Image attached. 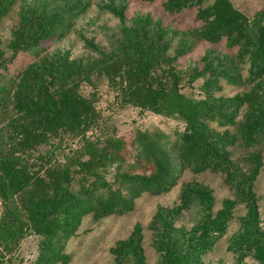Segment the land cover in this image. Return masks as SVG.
<instances>
[{"label": "trees", "instance_id": "obj_1", "mask_svg": "<svg viewBox=\"0 0 264 264\" xmlns=\"http://www.w3.org/2000/svg\"><path fill=\"white\" fill-rule=\"evenodd\" d=\"M54 1L18 0L17 22L7 43L10 60L48 39L62 37L73 19L85 11L81 0ZM207 1L164 0L161 7L167 14H177ZM14 3L0 0V20ZM99 9L120 21L112 48L83 40L87 55L76 59L66 53L44 55L0 86V125L5 122L0 126V264L9 262L29 234L39 237L34 264L65 262L63 242L82 217L90 214L98 220L124 214L141 194L168 192L183 170L219 173L233 199L222 200L221 208L212 213L210 190L196 182L184 185L179 207L158 208L149 224L158 264H202L201 256L223 235L237 203H243L246 212L228 250L235 254L234 264L247 256L262 264L264 231L258 227L251 189L260 167L259 152L264 150V7L248 19L228 6L223 17L189 32L197 41L216 44L223 40L227 48H236L233 57L205 53L202 66L186 75L188 86L201 79L198 98L182 92L183 76L173 67L187 48L184 39L170 56L167 31L148 14L136 15L125 25L121 4L111 1ZM2 55L0 51V70L4 69ZM243 63L248 67L241 79ZM98 79L105 80L123 106L177 120L181 128L171 136L159 130L134 131L130 162L125 164L119 139L107 137L102 142L87 136L101 124L92 95L81 96L79 85L93 86ZM218 80L250 86L230 98L214 97ZM210 124L223 130L215 131ZM226 127H234V133ZM61 136L76 139L77 148L62 161L52 150L39 155L37 165L28 164L25 157L31 150ZM239 145L254 149L243 156L244 169L231 159L232 149ZM110 168L114 170L112 185L105 178ZM189 207L196 209L192 227L174 228L181 209ZM110 252L115 264H144L139 229L135 227Z\"/></svg>", "mask_w": 264, "mask_h": 264}, {"label": "rangeland", "instance_id": "obj_2", "mask_svg": "<svg viewBox=\"0 0 264 264\" xmlns=\"http://www.w3.org/2000/svg\"><path fill=\"white\" fill-rule=\"evenodd\" d=\"M45 0H25L26 3ZM51 2L52 0H46ZM113 1V5L121 4L124 7L123 24L128 25L130 20L136 15L148 14L153 21H158L160 26L167 31L168 55L179 45V41L184 39L187 45L183 55L173 62V67L183 76L180 86L182 92L192 95L194 98L200 97L199 87L201 79L193 81L189 86L186 84V75L193 69L202 66L201 57L209 52L213 55H226L233 57L236 48H227L224 41L216 44H209L204 41H197L189 34L193 29L209 24L225 15L228 6L235 7L241 11L248 19H251L254 12L264 7V0H208L206 3L183 9L177 14H167L162 11L164 0H153L151 3L139 0H81L86 4L83 14L78 15L72 21V26L60 38H51L31 48L25 53H18L10 60L11 51L7 48L10 38L11 28L17 22V5H12L10 11L0 20V51L4 60V69L0 70V86L7 84L14 74L36 59L51 53H66L69 59H76L87 55L83 48V40H89L98 47L112 48L113 37L118 36L120 21L118 18L105 10L99 9L100 5ZM55 4H62V0H55ZM112 46V47H111ZM247 63L239 67V75L244 79L247 75ZM219 91L212 93L214 97L230 98L248 90L250 85L240 84L233 86L218 80ZM79 94L83 97L93 99V106L99 116V130L92 129L87 136L98 137L100 141H105L107 137L119 139L122 142V154L127 159L124 163L130 162L132 154V137L134 131L152 132L159 130L165 134L172 135V132L181 128L182 124L174 119L164 118L154 115L148 111H138L130 106H123L120 103L117 93L111 89L104 79L93 81V86L86 83L79 85ZM243 111V110H242ZM242 111L237 117L241 119ZM12 116L8 108L7 116ZM5 122H2L3 126ZM215 131L221 132L223 128H218L215 124L209 125ZM229 133H234V127L225 128ZM8 135L10 133L7 130ZM78 143L76 139H69L65 136L49 138L47 144H40L27 155L28 164L37 165L39 155L54 150L53 156L62 161L64 155H69L76 149ZM58 147V148H56ZM254 149H244L242 146L232 149L231 159L235 164L245 166L242 162L246 152H253ZM260 154V167L252 183V194L256 207L258 227L264 231V150ZM173 155H170L172 158ZM124 164V165H125ZM114 170L110 168L106 173V180L112 185ZM191 182H196L210 190L212 197L211 212L215 213L221 208V201L233 199L232 191L226 186L219 173L205 171L200 174H193L189 170H183L176 180L175 185L164 194L152 196L147 193L141 194L133 201L132 209L124 214H112L104 218L94 220L90 214L82 217L75 232L67 238L62 245L61 254L65 256V262L56 264H115L110 249L114 248L119 241L126 240L135 227L139 229L140 248L143 255L144 264H158L159 254L153 249L151 242L153 232L149 224L158 208L171 209L180 205L181 188ZM196 209L189 207L181 209L178 218L174 221V228L190 229L195 220ZM246 212L243 203H237L231 210V218L227 222L223 235L213 244L212 248L201 256L202 264H234L235 254L228 250L231 238L239 231V219ZM39 237L29 234L24 237L10 258L7 264H34L36 249ZM241 264H257L249 256L245 257ZM264 264V262L262 263Z\"/></svg>", "mask_w": 264, "mask_h": 264}]
</instances>
